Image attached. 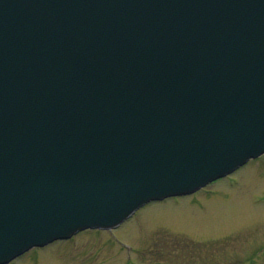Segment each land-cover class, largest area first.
<instances>
[{
    "label": "water",
    "instance_id": "95a60500",
    "mask_svg": "<svg viewBox=\"0 0 264 264\" xmlns=\"http://www.w3.org/2000/svg\"><path fill=\"white\" fill-rule=\"evenodd\" d=\"M264 154V0H0V264Z\"/></svg>",
    "mask_w": 264,
    "mask_h": 264
},
{
    "label": "rangeland",
    "instance_id": "374dc122",
    "mask_svg": "<svg viewBox=\"0 0 264 264\" xmlns=\"http://www.w3.org/2000/svg\"><path fill=\"white\" fill-rule=\"evenodd\" d=\"M9 264H264V155L117 229L84 230Z\"/></svg>",
    "mask_w": 264,
    "mask_h": 264
},
{
    "label": "bare ground",
    "instance_id": "6f19581e",
    "mask_svg": "<svg viewBox=\"0 0 264 264\" xmlns=\"http://www.w3.org/2000/svg\"><path fill=\"white\" fill-rule=\"evenodd\" d=\"M77 235V234H76ZM74 237V236H73ZM72 238V237H71Z\"/></svg>",
    "mask_w": 264,
    "mask_h": 264
}]
</instances>
